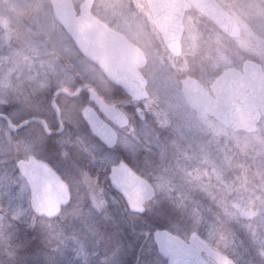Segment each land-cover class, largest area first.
Returning <instances> with one entry per match:
<instances>
[{
    "label": "clouds",
    "instance_id": "obj_1",
    "mask_svg": "<svg viewBox=\"0 0 264 264\" xmlns=\"http://www.w3.org/2000/svg\"><path fill=\"white\" fill-rule=\"evenodd\" d=\"M23 17L0 32V233L22 226L55 252L67 229L80 225L87 240V224L122 205L130 219L163 222L183 250L213 228L220 243L242 227L253 234L250 264H264V0H29ZM95 99L137 145L113 149L128 154L132 173L118 196L78 143L81 111ZM207 168L197 186L208 202L193 212L196 187L183 182ZM181 189L188 198L172 195ZM121 233L108 244L122 247ZM9 247L0 264H15ZM131 264L178 261L174 248L149 242Z\"/></svg>",
    "mask_w": 264,
    "mask_h": 264
},
{
    "label": "rangeland",
    "instance_id": "obj_2",
    "mask_svg": "<svg viewBox=\"0 0 264 264\" xmlns=\"http://www.w3.org/2000/svg\"><path fill=\"white\" fill-rule=\"evenodd\" d=\"M55 140L56 139L48 138V143L58 148L57 144L54 142ZM171 163V160L166 159L162 167H168L171 165ZM208 171H213V169L207 168L201 169L199 171L190 169L189 176L183 182L185 186L192 185L196 187L195 195L190 197L193 199V212L199 211V205L196 203V201H202L205 204L208 202L204 195L205 184H199V186H197L198 182L201 180H205L206 182L204 173ZM172 195L181 200L188 198V193L183 189L173 190ZM113 210L114 211L111 213H114L117 216L118 221L116 220L117 218L113 219L114 217L111 213H108V215L104 217H98L99 220L97 219L95 223L87 224L89 235L87 240L83 239L81 236V233L84 231V229L81 228L80 225H74L73 228L67 229L64 235H60L57 238L55 243L58 245V247L55 252H47L46 249H42L36 240L30 239L33 233L30 231H25L22 226L19 234H12L9 236L6 233H0V248H2L5 244L10 246L9 250L15 253V264H39V261L43 259V253H47L48 264H89V259L93 256V253L98 251L99 254L108 253L109 256L110 254L115 255L113 260L111 257L113 264H115L116 261H120V258H124V261H126L127 264H131L132 260L136 258V253L139 249L146 247L149 242L153 244L152 234L147 238L142 232L138 235L141 237L139 241L142 239V243L137 247L136 253L133 254L134 243L127 239L122 240L124 236L126 237V232H128V230H126V226L131 225L132 219H130L129 216L125 217V212L117 206H113ZM248 211L254 212L255 209H249ZM147 216L148 217L145 220L153 219V217L149 216L148 213ZM126 220L128 222H123ZM152 221L157 222V225L161 224L162 226H165L163 222L157 221L155 219ZM143 225L146 226L143 227V229L152 228V233L155 231V229H157L153 228L155 227L153 226L154 224H148L145 222L142 224V226ZM76 229H79V231ZM120 230H122L120 239L123 242V246L116 247L109 245L108 240L110 235L114 232H119ZM220 231V229L215 228L210 231L208 238H205L202 234L200 237L208 241L213 248L226 255L235 264H250L251 261L256 259L255 246L253 244V234L251 232H247L244 228L240 227L236 229L237 233L234 231L233 233L228 234L225 239L220 241V243H216V239H220L218 235ZM169 234L174 236L171 233ZM97 235H102L104 237H96ZM213 236H215V239H212ZM92 244L95 245L93 246ZM141 259H143V257H141ZM93 263L95 262H92V264Z\"/></svg>",
    "mask_w": 264,
    "mask_h": 264
},
{
    "label": "flooded vegetation",
    "instance_id": "obj_3",
    "mask_svg": "<svg viewBox=\"0 0 264 264\" xmlns=\"http://www.w3.org/2000/svg\"><path fill=\"white\" fill-rule=\"evenodd\" d=\"M28 3H29V0H0V32H3V30H5V29H16L19 27H23L25 24H27V21L23 17V13H24V9L27 7ZM117 95H119V93H117ZM101 102H103V101H101ZM105 105H108V104H105ZM108 106H110V105H108ZM84 108H90L96 114V116L101 120V122L105 125V127L110 129L114 133V136H115L114 140L116 141V145H120L123 148H125L127 150V153H131V152L135 151L137 145L129 143V141L124 136L118 135L119 130L122 127V125H119L116 121H122L125 123V121H123L120 116L116 119V121L109 119L101 111L99 104H98V102H96V100H94L90 105H88ZM35 115L40 117V116H43L44 114L42 112H37V113H35ZM81 119L84 122V124L86 125V127H84V129H83L84 132L86 133V135L82 136L81 140L78 141V143H79L80 148L91 153V151L94 148H96L97 146H101V143H100V140L97 139V136L91 131L88 124L84 121V119L82 117V111H81ZM49 126L52 127L53 129H55L57 125H56L55 121L52 120ZM36 128H39L42 130L43 126H42V124L37 123ZM56 137H57V133L53 132L52 135L49 136L48 138L56 139ZM84 139H85V141H84ZM108 140H111L110 137H108ZM48 150L51 153V152L58 151V148H56L53 145H51L50 143H48ZM116 152L123 154L129 160V156H128V154H126L125 151H121L120 148H117ZM113 195L118 196V193L113 190ZM117 207L122 209V205L117 206ZM142 214H147V212L142 213ZM127 215L128 214L125 213L124 216L126 217ZM104 216H106V215H103V217ZM96 237H104V236L97 235ZM122 240H125V236L122 238ZM96 250H94V251H96ZM106 252H107V250H106ZM95 253H96V255H93L89 259V261L92 260V262H95L93 264H99L100 258L102 256L108 255V253H100L99 254V251L95 252ZM111 257L113 260L115 258V255L110 254V256H109L110 260H111ZM120 260L124 261V258H120Z\"/></svg>",
    "mask_w": 264,
    "mask_h": 264
},
{
    "label": "water",
    "instance_id": "obj_4",
    "mask_svg": "<svg viewBox=\"0 0 264 264\" xmlns=\"http://www.w3.org/2000/svg\"><path fill=\"white\" fill-rule=\"evenodd\" d=\"M98 102L101 111L111 120L116 121L120 116L119 113L113 110L111 106L105 105L99 99H95ZM82 117L84 121L88 124L91 131L97 136L102 135L107 138L110 137L111 140H114V133L105 127L101 120L96 116V114L90 108H84L82 110ZM119 125H123L124 122L116 121ZM43 126V125H42ZM110 134V135H109ZM132 173L129 172L126 178V181L130 180ZM114 190V189H113ZM115 191V190H114ZM117 192V191H116ZM118 193V192H117ZM162 233L163 243H158L155 238V232H153V242L155 245H161L166 247H172L176 251L178 264H211L205 257L209 258L214 264H234L228 257L214 250L205 240L201 237H198L193 242V247L191 250H183L177 245L179 241L168 232L160 230ZM204 254V256L202 255Z\"/></svg>",
    "mask_w": 264,
    "mask_h": 264
},
{
    "label": "snow or ice",
    "instance_id": "obj_5",
    "mask_svg": "<svg viewBox=\"0 0 264 264\" xmlns=\"http://www.w3.org/2000/svg\"><path fill=\"white\" fill-rule=\"evenodd\" d=\"M101 146H97L91 151L93 163L100 165V174L107 177L108 185L111 189L120 192L126 182L129 172H131L130 161L126 156L117 153L113 149L116 146L115 140H108L102 135H97ZM97 151L100 155H97ZM162 233L160 230L155 232V238L158 243H163Z\"/></svg>",
    "mask_w": 264,
    "mask_h": 264
},
{
    "label": "trees",
    "instance_id": "obj_6",
    "mask_svg": "<svg viewBox=\"0 0 264 264\" xmlns=\"http://www.w3.org/2000/svg\"><path fill=\"white\" fill-rule=\"evenodd\" d=\"M114 210H113V208L112 207H110V210H109V213H111V212H113ZM112 214V216L114 217L113 219H116L117 218V216L114 214V213H111ZM128 216V215H127ZM126 216V217H127ZM142 217H143V220H141V219H135V220H131L132 221V223H131V225H128V226H126L127 228H126V230H128V232H126L127 234H126V237H125V239H127V240H129L130 242H133L134 243V251H133V254L134 253H136V251H137V247L142 243L141 242V240L139 241V239L141 238L140 236H138L141 232H142V229H143V227H146V226H142V224L143 223H148V224H154L153 226H155V227H153V228H158V229H164L166 226H162L161 224H158L157 225V222H154V221H152L153 219H149V220H145V219H147V214H142ZM117 221H118V218L116 219ZM128 220V219H127ZM123 221V222H128V221ZM144 221V222H143ZM152 229V228H151ZM213 229H215V228H213ZM235 232H236V230H235ZM237 233V232H236ZM29 234V233H28ZM172 234V233H171ZM238 235V234H237ZM25 236H26V232H25ZM30 236V235H29ZM137 239V240H136ZM129 252V251H128ZM132 252V251H131ZM137 254V253H136ZM129 264V263H128Z\"/></svg>",
    "mask_w": 264,
    "mask_h": 264
},
{
    "label": "bare ground",
    "instance_id": "obj_7",
    "mask_svg": "<svg viewBox=\"0 0 264 264\" xmlns=\"http://www.w3.org/2000/svg\"><path fill=\"white\" fill-rule=\"evenodd\" d=\"M152 239H153V237H152ZM154 243V242H153Z\"/></svg>",
    "mask_w": 264,
    "mask_h": 264
}]
</instances>
